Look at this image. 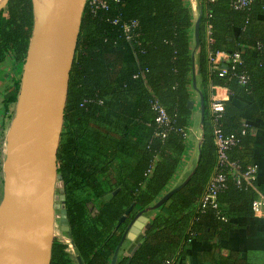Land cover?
Listing matches in <instances>:
<instances>
[{"label":"trees","instance_id":"16d2710c","mask_svg":"<svg viewBox=\"0 0 264 264\" xmlns=\"http://www.w3.org/2000/svg\"><path fill=\"white\" fill-rule=\"evenodd\" d=\"M102 1L103 8L85 3L81 13L56 150L67 238L82 264H108L126 221L172 187L169 181L187 151L184 134L191 115L186 106L192 88L193 43L188 0ZM195 1L203 112L193 172L149 211L153 216L138 237L139 244L131 255H117L115 264H180L191 241L221 237L231 227L230 218L253 214L251 202L259 192L255 177L251 186L242 180L236 184V171L217 164L213 138L215 129L237 138L225 154L235 161L238 172L254 165L249 129L264 115L260 76L264 26L260 36L248 32L259 9L255 7L264 0H251L241 9H233L229 0ZM30 28V0H8L0 9V63L23 62ZM215 51L239 54L240 63H229L227 73L246 74V83L238 84L227 73L217 76L209 60ZM18 83L12 79L2 107L15 102ZM211 86H223L230 93L220 100L222 111L216 121L207 99ZM238 97L246 100L241 107L235 102ZM152 101L163 108L167 125L155 121ZM217 173L224 175V181L214 194L215 207L202 204L210 178ZM87 202L95 208L93 215ZM131 203V212L118 223ZM65 247L53 239L49 264H76ZM230 259L221 258L216 264H231Z\"/></svg>","mask_w":264,"mask_h":264},{"label":"water","instance_id":"95a60500","mask_svg":"<svg viewBox=\"0 0 264 264\" xmlns=\"http://www.w3.org/2000/svg\"><path fill=\"white\" fill-rule=\"evenodd\" d=\"M8 0H0L2 9ZM85 0H30L31 28L21 65L13 115L5 131L4 158L1 163L0 264H49L51 244L63 240L68 226L63 207L61 175L56 171V150L63 119L68 73ZM199 15L193 20L192 39L198 41ZM191 61L193 59L190 55ZM200 97L199 125L203 104ZM192 99L186 106L192 109ZM201 139V137H200ZM198 141V145L200 143ZM193 168L154 203L135 211L126 221L108 264H115L117 252L126 239L134 241L149 227L146 214L160 206L189 178ZM56 190L59 191L56 193ZM106 194L104 199L112 194ZM131 203L118 223L131 212ZM86 207L95 212L91 202ZM57 210V211H56ZM60 234L54 235V219ZM139 242L129 252L131 255ZM76 253V251H75ZM77 264H82L76 254Z\"/></svg>","mask_w":264,"mask_h":264},{"label":"crops","instance_id":"0c3cea01","mask_svg":"<svg viewBox=\"0 0 264 264\" xmlns=\"http://www.w3.org/2000/svg\"><path fill=\"white\" fill-rule=\"evenodd\" d=\"M193 1V0H192ZM192 16L195 19L197 16L196 1L192 3L188 0ZM256 4V3H255ZM253 4L252 6H255ZM195 7V8H194ZM255 17L249 26V36H260L262 26H264V4L256 6L258 8ZM193 26V24H192ZM192 30V28H191ZM207 34V33H206ZM192 35V34H191ZM192 38V36H191ZM193 43L191 44L190 55L192 54V64L194 70V86L199 91L201 90L198 84L199 77L197 75V50L192 51ZM228 63V57L222 51H219L212 58V64L217 67H223ZM261 78L264 80V67L261 68ZM190 99H192V107L194 101L197 103V122L199 125V102L200 97L194 88H191ZM227 88L223 86H213L207 88V99L223 100L228 98ZM237 106L241 107L246 100L243 97L235 98ZM189 129V128H188ZM187 129V130H188ZM250 134L253 137L251 144L250 156L252 157L254 166L256 167L255 174V189L258 186L261 191V184L264 183V115L262 119L255 120L250 125ZM193 145L187 148V151L182 159V162L176 171L174 181L171 186L176 185L189 173L193 168L194 162L197 158L198 141L201 137V130L198 133L192 129ZM187 137V136H186ZM191 137V138H192ZM148 222L153 216L152 212L146 214ZM230 229L221 237H211L209 239H197L189 243L185 249L184 257L181 259L180 264H216L221 258L227 256L231 257L228 262L231 264H264V206L259 212L252 214V216H239L230 218ZM138 237L134 241L124 240L119 246L117 255H122L124 252H129L137 242Z\"/></svg>","mask_w":264,"mask_h":264},{"label":"built area","instance_id":"2783aa9c","mask_svg":"<svg viewBox=\"0 0 264 264\" xmlns=\"http://www.w3.org/2000/svg\"><path fill=\"white\" fill-rule=\"evenodd\" d=\"M229 2L233 9H241V8H246L251 2V0H229ZM85 3L95 8L104 7V3L102 0H85ZM124 29L127 30V27H125ZM218 52L219 51H215L212 55L209 56V60L211 64H212L213 56ZM225 54L228 57V63L226 65H224L223 67L221 66L217 67L216 65L212 64L213 69H216L217 71V76L220 77L224 76L227 73V65L229 63H237V64L240 63L239 54L237 52H233L231 54L228 53ZM227 74H228V78L232 76L236 77V81L240 85H243L248 80V76L244 73L235 74L232 71H229V73ZM151 109L155 112V121L159 124L167 125L168 123L167 116L163 108L160 107L156 101L151 102ZM210 111L213 115L212 116L213 121H216V119L220 115V112L222 111V104L220 100L215 99L210 101ZM242 126L245 127L246 123L243 122ZM184 136L186 137V133L184 134ZM235 141H237V138H235V136H233L232 134L222 135L219 131L215 129L213 143L216 149L217 164L219 166H225L228 167L229 169L236 171L234 177L236 184H239V182L242 180L245 182V184L251 186L253 179L255 177L256 167L254 165H251L248 166L244 171L238 172L237 171L238 166L236 165L235 161L229 160L225 154L226 149L229 146L233 145ZM223 181H224V175L221 173H217L210 178L207 190L202 197V204L208 202L212 207H215V204L213 202L214 194L217 188L222 186ZM263 206H264V183L262 184L261 191L257 193L256 198L251 202L252 213L255 214L256 212H259ZM59 241L65 243L66 245L64 249L65 252L72 257L74 262H76L75 249L70 243V240L67 237H65L63 240H59Z\"/></svg>","mask_w":264,"mask_h":264},{"label":"rangeland","instance_id":"374dc122","mask_svg":"<svg viewBox=\"0 0 264 264\" xmlns=\"http://www.w3.org/2000/svg\"><path fill=\"white\" fill-rule=\"evenodd\" d=\"M191 2L193 3L194 0ZM195 8V7H194ZM194 20V18H193ZM193 24V21H192ZM192 28V25H191ZM21 65L22 62H10L5 61L3 63H0V196H1V183H2V171H1V163L4 158V148H5V140L4 135L5 131L7 130L9 121L13 115L14 110V103L10 102L7 103L5 106L2 107V98L4 91L11 86L12 79H19L20 72H21ZM198 82V81H197ZM199 84V83H198ZM192 92V90L190 89ZM197 112L198 107L197 103L194 101L193 107L191 109V115H190V126L189 129L186 131V138H185V146L186 148H189L190 145H193V137H192V129H194L195 133H198L200 130L197 122ZM192 137V138H191ZM175 177L172 176V178L169 181V185H172ZM167 188V187H166ZM59 192L56 190V193ZM57 211V210H56ZM54 235L60 234V229L57 224V218L54 219V229H53ZM65 236H67V233H64ZM56 238V237H55ZM57 239V238H56Z\"/></svg>","mask_w":264,"mask_h":264},{"label":"flooded vegetation","instance_id":"af4514ba","mask_svg":"<svg viewBox=\"0 0 264 264\" xmlns=\"http://www.w3.org/2000/svg\"><path fill=\"white\" fill-rule=\"evenodd\" d=\"M67 237V236H66ZM58 239V238H57ZM59 240V239H58Z\"/></svg>","mask_w":264,"mask_h":264}]
</instances>
